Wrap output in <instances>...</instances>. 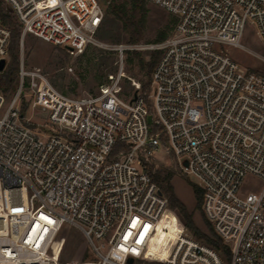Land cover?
Listing matches in <instances>:
<instances>
[{"label":"built area","instance_id":"built-area-1","mask_svg":"<svg viewBox=\"0 0 264 264\" xmlns=\"http://www.w3.org/2000/svg\"><path fill=\"white\" fill-rule=\"evenodd\" d=\"M2 1L21 30V59L8 104L0 93V264H55L49 254L64 224L83 232L98 264H264V75L219 49L243 48L248 24L264 44V0H145L176 20L169 37L110 48L116 72L98 93L75 97L42 70H25V38L74 57L105 48L97 36L110 2ZM11 39L0 18V64ZM141 52L161 54L150 92L133 82L125 94L128 55ZM162 145L202 189L228 256L186 228L168 238L165 257L151 255L168 232L169 200L150 170ZM249 179L261 187L244 191Z\"/></svg>","mask_w":264,"mask_h":264},{"label":"rangeland","instance_id":"rangeland-1","mask_svg":"<svg viewBox=\"0 0 264 264\" xmlns=\"http://www.w3.org/2000/svg\"><path fill=\"white\" fill-rule=\"evenodd\" d=\"M99 1L107 5L108 2H112L113 0ZM115 1L123 3L127 0ZM3 7L8 10L4 4ZM147 9L149 12L144 35L139 41L133 43L130 42V36L122 29L121 23L106 11L102 29L97 36L98 41L102 42L106 47H91L87 57L83 60H80L79 57L71 56L64 48L53 46L28 35L25 38L23 50L25 70L30 71L33 68L42 70L47 74L57 89L69 96L94 95L98 93L100 83H105L108 76L116 72V56L114 52L110 51V48L122 44L157 43L156 39L159 32L168 26L170 27L169 23L172 16L162 8L153 4H147ZM242 46L243 48L240 49L230 45H220L219 49L223 54L233 59L243 68L259 74L264 73V44L258 37L253 24H248L242 39ZM140 55L146 64L153 61L152 57L154 53L141 52ZM130 58L133 59L134 56L129 54L128 59ZM20 59L21 52L19 49V53L16 55L17 63H14V60L9 56L4 70L0 72V93L6 99V104H8L14 92L7 93L4 90V83L8 81L11 72L16 70L17 74L14 88H17ZM136 64L128 63L127 60L125 67L126 78L123 83V93L125 94L130 95L133 93L135 88L132 85L133 82L139 83L142 86V82L147 83L149 80L145 77L146 71L141 70L139 65ZM149 92V85L147 88H142L143 94L148 95ZM26 117H32L34 122H40L36 117V113L32 112V110H29ZM152 163L150 167L152 174H157L165 182L164 186L154 180L159 187L165 191V188L170 186L175 198L189 213H193L194 224L198 231L210 238H215L211 231H209L212 226L210 225V228V223L206 220L203 211L196 207L197 204L194 195V187H198L196 180L193 177L186 176L180 170L177 160L170 156L166 147L163 145L154 155ZM260 187L261 182L255 179H249L244 191H254ZM165 214L163 227L168 232L160 233L157 246L154 247V252L151 254L154 257L157 252L162 257H165V253H162L161 249L166 245L167 240H169L168 238H176L182 228H185L182 217L170 205ZM49 259L55 264L99 263L96 253L83 232L77 226L70 224H64L62 226L50 251ZM149 260H154V258L149 257ZM137 263L140 264V262ZM144 264L158 263L149 262ZM225 264H229V257L225 259Z\"/></svg>","mask_w":264,"mask_h":264},{"label":"trees","instance_id":"trees-1","mask_svg":"<svg viewBox=\"0 0 264 264\" xmlns=\"http://www.w3.org/2000/svg\"><path fill=\"white\" fill-rule=\"evenodd\" d=\"M147 2L145 0H127L126 2L120 3L115 0L109 3L106 8L107 13L116 19L118 22L121 23L122 29L130 36V42L139 41L140 38L144 35L147 25V17H148V9H147ZM0 18L3 24L11 31L12 39L11 45L9 50V56L14 60V63H17L16 55L19 53L20 49V37H21V30L19 27L18 22L16 19L10 14L8 10L3 7V1L0 0ZM176 20L172 17L170 20V27H166L162 31L159 32L156 42H163L166 40L171 32L173 31L174 25ZM172 26V28H171ZM90 48L84 52L83 55L79 57L80 60H83L87 57ZM133 59H128V63H137L140 69L146 71L145 77L148 78V82H142V88H147L148 85L150 86V78L151 74L160 58V52H155L152 59L153 61L149 64H146L140 55V53H133ZM16 70L11 72L8 77V81L4 83V90L7 93H12L15 91L14 82L16 78ZM264 75V73H262ZM103 83H100V85ZM67 95V94H66ZM153 179L159 183L160 185L165 186L164 179H161L157 176V174H152ZM166 179V178H165ZM165 194L169 200V205L173 210H177L180 216L184 221L185 228L193 234V236L202 243H205L212 248H214L218 252H222L225 255H229L228 249L226 246L223 245L222 241L217 238L214 234L213 229L210 228L212 235L215 238H210L206 235L201 234L198 229L196 228L193 220V213H189L187 209L175 198V195L171 189V187L165 188ZM194 195L196 199V207L202 210V202H203V191L201 188L194 187Z\"/></svg>","mask_w":264,"mask_h":264},{"label":"snow or ice","instance_id":"snow-or-ice-1","mask_svg":"<svg viewBox=\"0 0 264 264\" xmlns=\"http://www.w3.org/2000/svg\"><path fill=\"white\" fill-rule=\"evenodd\" d=\"M49 223H52V221H49ZM136 223H137V221L134 220L133 223H132V225H130V227H133L134 228L136 226ZM148 227L149 226H147V225L145 226V232L148 230ZM130 234L131 233L126 234L125 239H127V236L130 235ZM143 236H144V233H141L140 239L137 240V243H140L141 242V240L143 239Z\"/></svg>","mask_w":264,"mask_h":264},{"label":"water","instance_id":"water-1","mask_svg":"<svg viewBox=\"0 0 264 264\" xmlns=\"http://www.w3.org/2000/svg\"><path fill=\"white\" fill-rule=\"evenodd\" d=\"M5 61H3L1 64H0V72H2L3 70H4V68H5ZM128 263L129 264H133V260L132 259H130L129 261H128Z\"/></svg>","mask_w":264,"mask_h":264},{"label":"bare ground","instance_id":"bare-ground-1","mask_svg":"<svg viewBox=\"0 0 264 264\" xmlns=\"http://www.w3.org/2000/svg\"><path fill=\"white\" fill-rule=\"evenodd\" d=\"M163 230H166V229L163 227ZM180 232H181V231H180ZM180 232H179V233H180ZM160 233H161V232H160ZM162 233H166V231H162ZM179 233H178V234H179ZM178 234H177V236H178ZM177 236H176V237H177Z\"/></svg>","mask_w":264,"mask_h":264}]
</instances>
